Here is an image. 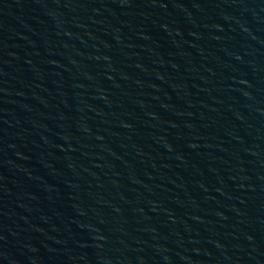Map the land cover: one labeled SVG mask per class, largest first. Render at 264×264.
<instances>
[{"label": "water", "instance_id": "obj_1", "mask_svg": "<svg viewBox=\"0 0 264 264\" xmlns=\"http://www.w3.org/2000/svg\"><path fill=\"white\" fill-rule=\"evenodd\" d=\"M0 264H264V0H0Z\"/></svg>", "mask_w": 264, "mask_h": 264}]
</instances>
